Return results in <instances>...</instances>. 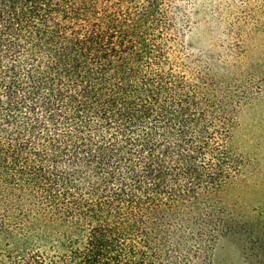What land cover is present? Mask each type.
I'll use <instances>...</instances> for the list:
<instances>
[{"label": "trees", "instance_id": "trees-1", "mask_svg": "<svg viewBox=\"0 0 264 264\" xmlns=\"http://www.w3.org/2000/svg\"><path fill=\"white\" fill-rule=\"evenodd\" d=\"M177 9L0 0V264H215L236 233L264 264L256 158L248 218L232 198L258 65L238 78L189 54Z\"/></svg>", "mask_w": 264, "mask_h": 264}, {"label": "rangeland", "instance_id": "rangeland-1", "mask_svg": "<svg viewBox=\"0 0 264 264\" xmlns=\"http://www.w3.org/2000/svg\"><path fill=\"white\" fill-rule=\"evenodd\" d=\"M175 3L176 11L182 10L178 20L179 25H185L184 43L189 54L208 61L221 73L229 69L238 78L248 77V65H258L254 69L263 93L259 100L249 104L247 100L238 116L236 144L247 164L243 178L232 190L238 213L248 218V155L264 168V0ZM250 254L248 237L231 234L218 242L215 264H255Z\"/></svg>", "mask_w": 264, "mask_h": 264}]
</instances>
